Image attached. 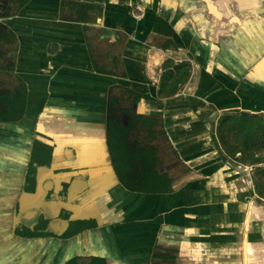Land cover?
I'll use <instances>...</instances> for the list:
<instances>
[{
	"label": "crops",
	"instance_id": "1",
	"mask_svg": "<svg viewBox=\"0 0 264 264\" xmlns=\"http://www.w3.org/2000/svg\"><path fill=\"white\" fill-rule=\"evenodd\" d=\"M0 23L13 47L0 93L26 91L22 116L0 121V264H264V159L239 142L257 118L264 150V0H0ZM112 101L162 121L170 191L118 181Z\"/></svg>",
	"mask_w": 264,
	"mask_h": 264
},
{
	"label": "trees",
	"instance_id": "2",
	"mask_svg": "<svg viewBox=\"0 0 264 264\" xmlns=\"http://www.w3.org/2000/svg\"><path fill=\"white\" fill-rule=\"evenodd\" d=\"M28 0H19L20 5H23ZM0 26L2 24L0 23ZM6 29V28H5ZM7 30V29H6ZM11 35H13L10 32ZM0 36V39L5 40L6 33L4 32ZM126 92L128 97L132 98L131 103L137 102L141 95L134 92L133 90L127 88ZM25 85L20 81L19 86H17L13 92L0 93V121H14L18 120L22 114L25 105ZM114 102H110L108 119L106 123V143L111 158V165L116 174L118 181L128 190L135 192H145V193H158V192H168L170 191L171 179L166 175V173H159L157 170V165L159 158L156 156V146L155 145H145L142 141L133 138V129L138 124L140 127L149 128L150 125L159 124L162 126V121L156 117H149L144 114L127 113V109L113 106ZM118 110L120 112L118 113ZM244 116V115H242ZM259 119L255 118L254 122L248 125L249 134L244 135L241 142L244 147L246 143L252 144L253 149L242 151L244 159L249 156L254 163H262L261 158H258L257 154L258 142L260 138L258 134L262 133L263 127ZM232 127L236 126V121L230 124ZM240 125V124H239ZM247 125H244V129ZM254 127L255 132L251 134V127ZM163 132V130H162ZM157 134L155 130H149L148 135L153 136ZM229 135V133H226ZM225 135V133H224ZM230 135L229 142L230 143ZM248 139V140H247ZM247 143V144H248ZM37 144V143H36ZM241 144V145H242ZM236 150L230 151V153H235ZM255 155V156H254ZM35 158L28 168V179L32 180L35 177V172L37 169V164L35 163ZM254 177L256 182V189L260 195H264V167L256 166L254 170ZM66 264H74V259L70 260ZM90 264H106L104 259L93 257Z\"/></svg>",
	"mask_w": 264,
	"mask_h": 264
},
{
	"label": "rangeland",
	"instance_id": "3",
	"mask_svg": "<svg viewBox=\"0 0 264 264\" xmlns=\"http://www.w3.org/2000/svg\"><path fill=\"white\" fill-rule=\"evenodd\" d=\"M12 49L13 47L10 43H7L6 40H0V91H5L8 89V84L6 86L4 85V83L7 80L6 79L7 77L5 76V71L3 70V67L7 68L8 66H10L12 62V57H13ZM122 104L126 105L125 102H123ZM191 105L190 107H192ZM193 105H195L196 109H198L199 111H203V113H206V112L208 113L207 115H205V117L207 116V118H206V121L204 122L207 123L208 132L211 134L210 135L212 138L211 142L220 141L221 143H223L224 144L223 147L226 148V153L231 156L229 146H225V144H228L229 142V135L225 134L221 136L218 133V130H216L215 128V123H216L215 120L217 116L213 115L214 110H215L214 106L210 104L209 106L205 107V104L203 102H199V103L196 102ZM204 107L206 108V111L203 110ZM192 109H195V107H192ZM210 113L212 114L211 116H209ZM241 118L239 115V119ZM217 121H218V125L220 126V119ZM235 121H237V119ZM150 126L151 127L149 129V128L140 127V125L137 124L135 128L133 129V134H134L133 138L136 140L142 141L145 145H156L158 147V151H159L158 153L161 156V161H163V163L176 161L177 155L174 152L172 145L168 142V137L164 135V131L162 132L163 130L162 126L159 124H153ZM152 129L155 130L157 134L153 136H149L148 131ZM252 129L255 132V129L253 126H252ZM258 147H259V142H258ZM260 147H262L261 143H260ZM257 153L259 154L258 158H261V160H263L264 150L263 151H261V149L257 150Z\"/></svg>",
	"mask_w": 264,
	"mask_h": 264
}]
</instances>
